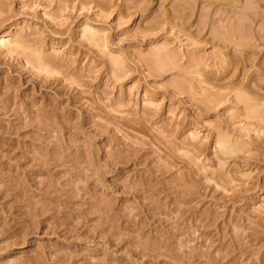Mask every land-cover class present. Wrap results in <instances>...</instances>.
<instances>
[{
	"label": "rangeland",
	"instance_id": "1",
	"mask_svg": "<svg viewBox=\"0 0 264 264\" xmlns=\"http://www.w3.org/2000/svg\"><path fill=\"white\" fill-rule=\"evenodd\" d=\"M0 264H264V0H0Z\"/></svg>",
	"mask_w": 264,
	"mask_h": 264
}]
</instances>
